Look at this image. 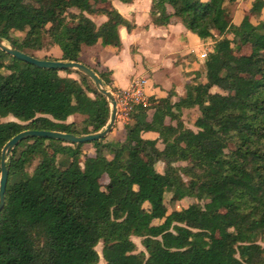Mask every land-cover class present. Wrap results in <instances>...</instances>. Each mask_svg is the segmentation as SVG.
<instances>
[{"label":"trees","instance_id":"trees-1","mask_svg":"<svg viewBox=\"0 0 264 264\" xmlns=\"http://www.w3.org/2000/svg\"><path fill=\"white\" fill-rule=\"evenodd\" d=\"M37 1L0 0V37L36 57L79 61L81 44H117V25L131 27L106 2ZM233 1L151 0L152 23L175 16L199 38L213 31L220 37L204 59L205 80L195 74L174 101L148 97L149 118V106L136 104L122 140L86 141L92 149L82 152L84 142L28 136L10 149L0 264H97L98 241L103 264H264V0H250L236 22L229 19ZM88 13L106 18L95 24ZM93 70L113 89L105 69ZM90 80L0 49V148L23 128L75 134L101 128L109 104ZM183 107L191 109L194 128L183 124ZM74 112L81 120L66 121ZM7 115L13 119H1ZM228 133L235 137L223 150ZM157 160L164 162L160 171ZM167 189L194 200L167 202ZM131 236L140 237L142 249Z\"/></svg>","mask_w":264,"mask_h":264},{"label":"crops","instance_id":"crops-1","mask_svg":"<svg viewBox=\"0 0 264 264\" xmlns=\"http://www.w3.org/2000/svg\"><path fill=\"white\" fill-rule=\"evenodd\" d=\"M104 2L128 20L131 27L127 29L125 25H117V44H113L112 41L102 43L100 40L91 45L81 44L79 61L92 70L93 68L105 69L106 77L113 88L126 87L135 77L143 78L144 104L149 106L146 110L147 118L153 110L152 100H146L148 97L156 100L168 96L170 101H174L183 95L185 85L192 81L195 74H197L195 78L197 81L205 80L204 59L206 55H201V52L204 51L207 54L206 52L211 50L213 41L219 36L217 32L213 31L211 35L199 38L175 16H171L164 24H154L149 16L151 0H88L91 6L102 5ZM249 4L250 0L247 7ZM87 16L95 24H99L106 18L103 13H88ZM259 16L264 18V3ZM238 19H231V21L236 22ZM225 35L231 37L229 32ZM107 85L109 86L108 83ZM190 110V108H180V118L185 126L193 128L188 120L189 114L186 119L182 117V113ZM73 115L82 114L74 112L67 117ZM131 121V117L127 120L115 117L105 137L107 139L109 137V140H122L125 134V124ZM142 135L144 137L156 136L153 131H144ZM86 143V150L90 151L91 144ZM157 145L161 146L160 143ZM159 161L162 160L154 163L158 171L164 166L162 161L161 168L157 169L156 163Z\"/></svg>","mask_w":264,"mask_h":264},{"label":"water","instance_id":"water-1","mask_svg":"<svg viewBox=\"0 0 264 264\" xmlns=\"http://www.w3.org/2000/svg\"><path fill=\"white\" fill-rule=\"evenodd\" d=\"M0 49L4 52L17 57L21 60L29 62L39 67H52V68H73L79 72L85 74L93 82L94 87L100 93H102L108 104H110L108 118L105 124L92 132L75 134L72 132H66L55 129H35V128H23L13 135H11L0 148V208L3 204V192L7 176V167L5 165V156L9 154L10 149L22 138L28 136H43L53 139L64 140L69 142H86L91 141L106 135L111 129L115 121V100L112 95L110 87L105 84L102 79L93 71L90 67L84 63L76 60H61V59H49L43 57H36L31 54L25 53L9 44L0 37Z\"/></svg>","mask_w":264,"mask_h":264},{"label":"rangeland","instance_id":"rangeland-1","mask_svg":"<svg viewBox=\"0 0 264 264\" xmlns=\"http://www.w3.org/2000/svg\"><path fill=\"white\" fill-rule=\"evenodd\" d=\"M47 2H48V0H40V1L35 2V4L41 5V4H45ZM248 2H249V0H236L235 2H233L230 5V9H229L230 10V12H229V19H230V21H231V19L236 20V19H238L241 16L242 12L245 10V7H247V5H248ZM219 37L220 36H218L217 38H219ZM214 42L215 41H213V43ZM5 43L8 44L7 41H5ZM246 50H247L246 48L245 49L244 48L242 49V51H246ZM36 54H38V55L41 56L43 53H42V51H36ZM90 81H91V83L93 85L92 80H90ZM189 113H190V111H188L187 113L186 112L185 113H182L183 119H186V117L188 116ZM82 117H83V115H73V116L67 117L66 120H68V121H71L72 120V121H75V122H79ZM188 117H190V116H188ZM1 119L2 120L13 119V117L10 116V115H7L5 117H2ZM234 137L235 136L232 133H228L226 136L223 137V141L225 142V145H226V147H224L223 150H227L228 148H230L232 146ZM108 139H109V137H108ZM85 146L87 147V143L86 142H84L82 144V146H81V151L82 152L83 151H86V147ZM42 150H43L44 153L49 154L50 151H51V143H49V141H47V140H44V145L42 146ZM62 157H63L62 154H58L57 155V158H62ZM36 160H37V157L27 167V170L28 171H30L32 169V167L35 164ZM80 160H81V156H80ZM80 160H79V162H80V165H81V161ZM191 162H193V159L192 158L189 159V163H191ZM162 164H163V162L162 161H159L158 163H156V168L157 169H160L161 166H162ZM181 188H184V185L183 184H182ZM181 192H182V190H179V189H167L164 192V199L167 202H169L168 199H170V198H179L176 201H174V204H177L178 203L179 206H181L182 204H184L187 201H193L194 200V198L188 197V196H183L182 198H180L179 196L181 195ZM168 204H167V211H169L171 209V207L173 206L171 204H169V205ZM131 239L134 241V243L136 245V250H139V249H142L143 248L142 245L139 242L140 237H138V236H131ZM259 243L262 246H264V241H260L259 240ZM94 247H95V249L97 250V252L99 254V258H98L97 264H103V260H102V258L100 256L101 241H98L95 244Z\"/></svg>","mask_w":264,"mask_h":264},{"label":"built area","instance_id":"built-area-1","mask_svg":"<svg viewBox=\"0 0 264 264\" xmlns=\"http://www.w3.org/2000/svg\"><path fill=\"white\" fill-rule=\"evenodd\" d=\"M201 55L204 56L205 52H201ZM143 82V78L135 77L126 87L111 89L115 100V117L120 120H127L136 104H144Z\"/></svg>","mask_w":264,"mask_h":264}]
</instances>
